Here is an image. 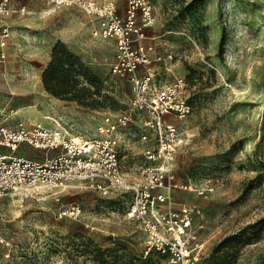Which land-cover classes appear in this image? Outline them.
<instances>
[{"label":"rangeland","instance_id":"1","mask_svg":"<svg viewBox=\"0 0 264 264\" xmlns=\"http://www.w3.org/2000/svg\"><path fill=\"white\" fill-rule=\"evenodd\" d=\"M125 16V0H114ZM154 22L145 29L158 86L183 78L193 113L176 121L183 140L176 176L205 196L175 192L178 207L197 208L199 264H262L264 260V0H149ZM7 60L0 66V121L12 128L61 127L72 137H93L105 116L129 110L131 85L114 75L113 40L94 38L95 21L75 8L44 16L47 0H11ZM25 7L26 13L18 10ZM143 23V17L138 16ZM64 43L101 80L102 104L87 108L49 94L42 76L54 46ZM221 42L224 43L220 47ZM171 56V58H170ZM161 58V60H159ZM141 129L123 137L124 171L142 161ZM36 151H28L35 156ZM80 183L59 200L7 196L0 201V264H166L144 252L146 236L115 203ZM73 206L80 212L65 216ZM225 247H222L226 242Z\"/></svg>","mask_w":264,"mask_h":264},{"label":"built area","instance_id":"2","mask_svg":"<svg viewBox=\"0 0 264 264\" xmlns=\"http://www.w3.org/2000/svg\"><path fill=\"white\" fill-rule=\"evenodd\" d=\"M125 16L114 0H47L44 16L61 8H75L95 21L94 38L113 40L116 60L111 72L131 85L129 110L115 117L105 116L93 137H72L61 127L40 124L33 128H12L0 121V201L10 196L23 204L29 199L44 200L80 183L104 197L128 202L127 219L137 223L146 236L145 254L157 253L166 264H199L202 246L195 220L197 208L178 207L175 192L205 196L213 187H198L176 176L175 163L183 140L176 121L194 111L186 83L178 78L158 86L152 73L154 47L147 45L145 29L154 22L149 0H125ZM26 13L25 7L18 10ZM16 12L11 0H0V17ZM143 23L138 22V16ZM8 27L0 33V66L7 60ZM171 58V56H170ZM161 60V58H159ZM141 129L140 140L147 148L133 156L142 161L135 172L124 171L123 137L131 126ZM36 151L28 156V151ZM73 206L63 214H78ZM1 216V214H0Z\"/></svg>","mask_w":264,"mask_h":264},{"label":"trees","instance_id":"3","mask_svg":"<svg viewBox=\"0 0 264 264\" xmlns=\"http://www.w3.org/2000/svg\"><path fill=\"white\" fill-rule=\"evenodd\" d=\"M223 45L224 43L221 42L220 47L222 48ZM42 82L45 90L57 99L77 102L87 108H96L102 104L99 99L103 97L101 80L62 42L54 46L51 60L43 72ZM190 104L192 105L191 102ZM114 202L122 203L116 200ZM226 244L227 241L222 243L217 251ZM152 255L163 259L157 253H150L147 256ZM146 264L154 263L147 260Z\"/></svg>","mask_w":264,"mask_h":264},{"label":"crops","instance_id":"4","mask_svg":"<svg viewBox=\"0 0 264 264\" xmlns=\"http://www.w3.org/2000/svg\"><path fill=\"white\" fill-rule=\"evenodd\" d=\"M175 195V194H174Z\"/></svg>","mask_w":264,"mask_h":264}]
</instances>
